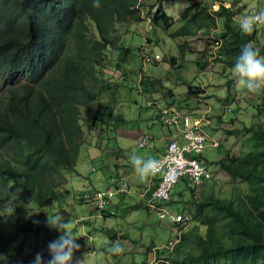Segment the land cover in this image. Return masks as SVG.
Instances as JSON below:
<instances>
[{
    "label": "trees",
    "instance_id": "trees-1",
    "mask_svg": "<svg viewBox=\"0 0 264 264\" xmlns=\"http://www.w3.org/2000/svg\"><path fill=\"white\" fill-rule=\"evenodd\" d=\"M144 6L140 0H99V7L93 6V0H0V78L14 81L7 95L0 94V264L30 263L22 248L12 252L13 244L32 228L28 211L58 198L64 170L75 165L84 125L92 130L98 122L108 123L107 113H112L113 106L99 97L98 73L107 67L110 46L118 50L121 65L127 61L131 48L119 45L117 25L143 21ZM151 10L154 20H162L165 28L175 23L162 5L152 3ZM217 15L224 17L225 37L217 43L222 45L227 70L241 46L256 39L257 32H241L231 7L220 3L214 10L207 0H190L178 18L182 24L170 36L209 32ZM91 21L98 36L90 35ZM184 41L179 43L183 56L190 47ZM258 48L263 56L264 44ZM231 82L227 97L233 100ZM153 83L163 86L160 79ZM191 87L188 94H197L196 86ZM169 93L174 94L172 89ZM251 126L247 131L255 133V150L251 146L243 156L228 154L219 160L227 173L245 180L247 188L236 187L230 197H199L198 186L186 180L192 192L186 211L218 210L221 216L206 227L196 224V230L185 231L175 246L166 245L164 254L157 253L159 258L172 259L174 264L264 263V127L261 122ZM227 133L240 135L242 128H228ZM161 178L156 177L151 193ZM175 185L168 205L177 199L172 193ZM99 191L91 200L97 199ZM97 202L105 215L110 201ZM193 204L194 209H189ZM145 205L151 209L148 202ZM187 215L189 224L193 217ZM105 230L112 237L117 235L113 229ZM194 242L195 252L190 247Z\"/></svg>",
    "mask_w": 264,
    "mask_h": 264
},
{
    "label": "rangeland",
    "instance_id": "rangeland-1",
    "mask_svg": "<svg viewBox=\"0 0 264 264\" xmlns=\"http://www.w3.org/2000/svg\"><path fill=\"white\" fill-rule=\"evenodd\" d=\"M189 1L151 0L150 7L152 3L162 5L176 19L168 28L162 23L149 28L146 20L128 27L117 25V33L121 38L119 45L131 48L130 55L119 67L112 52L114 47L109 45L106 51L107 67L97 69H103L98 73L99 97L112 101V113H107L108 123L98 122L92 130L84 126L75 165L66 169L65 181L56 190L58 198L52 204L33 205L34 208L28 211L31 213L32 228L19 236L13 244L12 252L17 253L22 248L29 255V264L38 252L49 256V242L57 240L61 235L47 225L48 214L53 217L62 215L66 221L73 220V229L78 237L76 243L81 246L76 256L81 257L89 252L88 264H174L172 259H159L157 253L160 251V254H164L165 244L177 235L178 229L174 223L161 218L156 210L147 208V198L141 196V191H146L156 179L154 176L159 175L141 180L131 163L133 155L146 157L151 153V145L141 147L137 142L141 132L150 133L147 134L149 139L153 135L152 144L155 146L166 144L169 127L174 135L177 134L175 125L169 126L161 119L162 109L168 106L175 107L173 123L186 125L189 117L209 137L200 161L211 171V177L192 183L198 186L195 194L199 197L206 195L224 198L230 197L236 187L247 188V182L227 173L219 160L228 154L243 156L251 146L255 150V133L247 130L252 123L261 122L264 127V92L254 94L242 86L238 87L231 75L232 66L225 70L222 45L217 43H222L225 37L223 16H216L209 32L202 29L193 36H170V32L182 24L178 18ZM207 1L213 9L218 8L221 2ZM224 1L227 5L232 4L235 13H240L241 17L264 9V0ZM89 26L90 35L98 36L95 25L90 23ZM255 35L256 39L251 43L257 47L262 46L264 25L257 27ZM184 40L189 41L190 47L183 56L179 43L186 42ZM158 52L162 57L160 61H149L143 57L146 53ZM154 79H160L163 86L154 84ZM231 80L230 93L233 100L227 97L228 82ZM13 83L10 77L0 78V94L7 95ZM89 84L95 82L89 80ZM103 84L105 87H102ZM192 85L196 86L198 93L189 95ZM170 89L173 95L169 93ZM252 95L255 98L250 99ZM176 108L186 113L180 115ZM236 127L242 128L240 135L227 133L228 128ZM213 138L218 142L217 148L210 142ZM116 180L123 186L110 198V203L105 207L106 214L103 215L97 199L91 200L94 198L91 194L113 187ZM126 185L129 189L123 192ZM190 189L188 181H178L172 191L177 199L168 205L173 213H187L194 218L184 228L185 231L197 228L198 224L199 227H206L209 222H216L221 216L218 210L186 211L192 193ZM190 208L194 209V204ZM105 228L117 231V235L112 237ZM114 244L121 247L119 254L110 252ZM161 246V249H157ZM190 247L195 252V242ZM178 255L185 257L182 252ZM258 264L264 263L259 261Z\"/></svg>",
    "mask_w": 264,
    "mask_h": 264
},
{
    "label": "clouds",
    "instance_id": "clouds-1",
    "mask_svg": "<svg viewBox=\"0 0 264 264\" xmlns=\"http://www.w3.org/2000/svg\"><path fill=\"white\" fill-rule=\"evenodd\" d=\"M141 2H145V6L143 7L142 15L144 20L147 22V26L149 28L155 27V25H159L162 23V20L156 22L154 20L153 16V10H151L150 7V2L148 0H140ZM213 0H211L212 2ZM218 8H214V10H218L220 8V3H224V0H220ZM228 1V0H227ZM157 5V4H156ZM230 5V4H229ZM225 4L226 7H231L234 10V7L232 4L229 6ZM93 6L94 7H99V0H93ZM160 6V5H158ZM187 6V5H186ZM164 7V6H163ZM245 12V11H244ZM243 12V13H244ZM169 14V13H168ZM234 15L235 19L238 22V27L241 32L245 34H251L253 33L254 30L257 29L258 26L264 25V9H261L257 11L254 14L251 15H245L241 17L242 15L239 13L238 15L235 13L234 10ZM176 21V19H174ZM142 22V21H141ZM90 23H93L92 21ZM89 23V24H90ZM94 24V23H93ZM112 48V47H111ZM112 52H114L116 56V64L120 63L121 66V60L118 57V50L116 48H112ZM221 55V54H220ZM164 56V54H163ZM143 57L149 61H160L162 60L160 52L150 54L146 53L143 55ZM108 64V56L106 54V59H105V66ZM119 66V67H120ZM231 75L232 78L235 82V84L238 87H243L250 93H259V92H264V56L261 55V51L258 47L253 46L251 43H246L241 46L240 52L238 56L235 58V63L232 66L231 70ZM103 91V90H102ZM101 100L105 101L102 97H100ZM175 107L168 106L164 109H162L163 113L161 115V119L165 121L169 126L170 125H175V129L178 131L176 135H174V131L172 130L171 127H169V135L167 136V142L165 145L166 149L164 152L158 157V158H152L151 153L148 154L146 157H141L138 155H133L131 157V163L132 166L135 168L137 174L139 175L141 180H147L149 177L153 175H159L158 177H162L163 172L162 171H157V165H158V160L166 153L168 150L169 144L172 142L174 139H180L183 137V129L185 124H176L173 123L169 120L170 116H173L175 114ZM177 111L181 114H185L186 112L176 108ZM171 111H173L171 113ZM164 114H168L165 116ZM175 122V121H174ZM84 125V123H83ZM85 126V125H84ZM88 128V127H87ZM142 134L137 138V142L140 145V139L145 135V134H150L148 132H141ZM154 140V136L152 135V138L149 139L147 143L142 145L141 147H147L151 145L153 148L155 144H152ZM216 138L210 139V142L213 144L215 148L217 146L214 145V141ZM208 142V141H207ZM207 144V143H206ZM157 148H161L160 145L155 146ZM206 147V146H205ZM151 148V149H152ZM150 149V151H151ZM205 149V148H204ZM80 150V148H79ZM204 152V150H203ZM198 154L196 157L197 158H202V154ZM66 169L64 170L65 173ZM66 175V174H65ZM155 178L157 176H154ZM214 177V176H213ZM162 179V178H161ZM183 180H188V178H182ZM179 181V180H178ZM177 181V182H178ZM176 182V183H177ZM155 182V179L153 181V184L150 187L146 188V191H141V196L147 198L148 204L151 206V209L156 210L157 214L161 218H166L167 220L170 221V223H174L175 227L178 229V233L175 237H172L168 240V242L165 244L169 245L170 241L175 242L173 246H175L183 236V233L185 232L184 228L188 227V215L186 213H173L172 211L169 210L168 207V202L169 199L171 198V191H170V197L163 202H159L156 204L151 197L153 194L150 192V190L153 188ZM159 185V184H158ZM123 186V184L119 181H115V184L113 187L107 189V190H100L99 192H103L107 198H100L97 193V199L100 200V203L102 200H107L108 202L110 201V198L115 194L120 191V188ZM158 187V186H157ZM129 189V186H124V191L126 192V189ZM172 190V188H171ZM92 196V194H91ZM178 215L181 214L183 217H185L184 220L181 221H173L172 215ZM35 223H39V221H34ZM47 225L51 228L56 229L61 233L59 238L55 241L49 242L48 244V252H49V258L45 260L43 255L41 253H36L33 261L31 264H88V256L89 252H86L83 254L81 257L76 256V252L80 250V245L76 243V240L78 237L75 234V231L73 229V220H65V218L62 215H56L55 217L51 216L48 214V219H47ZM181 228V229H179ZM187 231V230H186ZM122 251L121 247L119 245H113L110 248V252L113 254H119ZM160 259V258H159Z\"/></svg>",
    "mask_w": 264,
    "mask_h": 264
},
{
    "label": "built area",
    "instance_id": "built-area-1",
    "mask_svg": "<svg viewBox=\"0 0 264 264\" xmlns=\"http://www.w3.org/2000/svg\"><path fill=\"white\" fill-rule=\"evenodd\" d=\"M169 120L174 122L175 114L170 116ZM184 126L183 137L172 140L166 153L158 160L157 171H162L163 174L151 197L156 204L166 201L170 197L172 186L182 178H188L196 184L211 177V171L206 164L196 157L203 152L209 140L208 135L200 129L198 123H193L189 117L186 119V125ZM148 141L149 136L145 134L140 139V145L142 146ZM214 145H218L216 140ZM104 195L103 192L98 193L100 198ZM171 217L176 222L185 219L181 214H174ZM174 244L173 241L169 242L171 247Z\"/></svg>",
    "mask_w": 264,
    "mask_h": 264
},
{
    "label": "crops",
    "instance_id": "crops-1",
    "mask_svg": "<svg viewBox=\"0 0 264 264\" xmlns=\"http://www.w3.org/2000/svg\"><path fill=\"white\" fill-rule=\"evenodd\" d=\"M132 132V131H130ZM135 138V137H134ZM166 149L165 146H161V148H157V147H153L151 149V157L154 159V158H158L163 152L164 150Z\"/></svg>",
    "mask_w": 264,
    "mask_h": 264
}]
</instances>
